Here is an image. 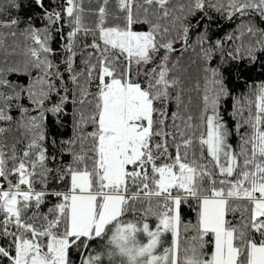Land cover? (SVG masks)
<instances>
[{"label": "trees", "instance_id": "16d2710c", "mask_svg": "<svg viewBox=\"0 0 264 264\" xmlns=\"http://www.w3.org/2000/svg\"><path fill=\"white\" fill-rule=\"evenodd\" d=\"M124 3L0 0V185L25 181L41 191L15 196L14 215L0 203V264H14L25 241L45 251L59 236L67 239L65 264H91L95 252L121 264L108 236L114 221L159 240L152 264H210L213 234L199 224V201L212 195L225 197L224 228L237 263L264 242V216L255 217L251 198L239 191L264 180V151L256 146L264 136V0ZM107 28L149 32L146 59L103 43ZM111 79L147 94L149 131L117 187L128 194L120 214L98 235H71L66 198L55 193L68 189L73 171L88 173L90 190H99V92ZM209 126L226 140L227 161L209 150ZM159 166L189 170L187 189L161 196ZM175 195L183 197L173 239L159 222L173 213Z\"/></svg>", "mask_w": 264, "mask_h": 264}, {"label": "rangeland", "instance_id": "374dc122", "mask_svg": "<svg viewBox=\"0 0 264 264\" xmlns=\"http://www.w3.org/2000/svg\"><path fill=\"white\" fill-rule=\"evenodd\" d=\"M72 4L73 2L70 1L68 11L72 8ZM100 39L103 43L122 51L127 57L137 60H145L146 52L152 45L149 32L107 28L100 31ZM103 74L104 72L101 73V75ZM100 88L101 112L98 121L100 135L97 146L99 170L97 186L99 190L92 192L86 190L91 189L88 173L73 171L70 173L68 189L58 190L55 193L62 194V197L66 198L67 229L68 234L71 235H98L103 232L106 223L120 214L123 197L125 198L126 193H119L117 187L123 181L125 165L141 155V147L149 131L150 102L144 91L135 84L122 82L118 79H111L107 84L102 83ZM214 129L211 126L208 128L207 138L205 137L207 146L211 152L215 151L221 160L227 161L228 150L223 148V144H227V142L226 140L218 141L216 129L215 131ZM258 140L257 149L264 151V136L260 138L258 136ZM156 171L158 173L156 182L158 189L167 191L172 187L187 189L189 186V170L184 169L181 173L176 174L166 166H159ZM111 187L113 190L109 189ZM239 187L240 193L244 195H247L246 191L249 193L260 191L264 194V180L253 185L250 189L244 188L242 185ZM237 189L238 187L235 190ZM5 193L11 194L7 189H5ZM19 193L37 196L41 191L26 188L20 190ZM7 196L2 201L0 199V203L3 202L7 212L14 215L16 199L13 196ZM181 197L183 195H175L172 198L173 213L164 216L159 222V228L171 231L173 239L176 233V206ZM221 202L220 198L205 196H202L199 201V221L203 226L206 225L205 227L213 234L210 264H217V255L220 251L221 235L219 232L224 225ZM139 228L137 224L130 222L114 221L111 225L108 236L122 253L121 264H152L154 249L160 246V242L156 238L145 239L140 233L142 228ZM66 244V237H54L49 241L48 248L43 251L32 249V243L25 241L19 246L14 264H65ZM33 245L38 247L35 240H33ZM260 247L264 249V244ZM109 259H111L110 253L103 257L100 252H95L93 257L89 258V262L91 264H110Z\"/></svg>", "mask_w": 264, "mask_h": 264}, {"label": "crops", "instance_id": "0c3cea01", "mask_svg": "<svg viewBox=\"0 0 264 264\" xmlns=\"http://www.w3.org/2000/svg\"><path fill=\"white\" fill-rule=\"evenodd\" d=\"M90 192H92L89 189H86ZM73 194V193H72ZM248 197L251 198V201L253 203V215L256 216H264V194L260 193V191H255L253 193H249L248 191L245 192ZM244 195V194H241ZM205 197H211V198H220L221 199V212L224 213L223 206L225 205V197H222L220 195H212V196H205ZM199 224L202 229L209 230L205 226H203L200 221ZM210 231V230H209ZM218 234V233H217ZM216 234V235H217ZM219 234L221 235L220 238V251L217 255V264H241L237 263L236 257L237 252L235 250V247L233 246L232 242V233L229 230H226L224 228V225L220 229ZM217 241V240H216ZM217 244L219 245V242L217 241ZM262 245L264 243H261ZM261 244H251L249 248V259L244 264H264V249L260 246ZM212 259V256H211Z\"/></svg>", "mask_w": 264, "mask_h": 264}, {"label": "built area", "instance_id": "2783aa9c", "mask_svg": "<svg viewBox=\"0 0 264 264\" xmlns=\"http://www.w3.org/2000/svg\"><path fill=\"white\" fill-rule=\"evenodd\" d=\"M1 187L2 186L0 185V199L3 200V198L6 195L13 196V197L17 196L18 194H20L19 193L20 190H24L27 188V185H26L25 181H20L16 185L2 187L4 189H2ZM15 187H18V189H15ZM5 189H7L11 194L5 193ZM160 193H161V196H168V193L165 190H160ZM59 195L63 196L62 194H59ZM124 196L126 198V197H128V194H125Z\"/></svg>", "mask_w": 264, "mask_h": 264}, {"label": "water", "instance_id": "95a60500", "mask_svg": "<svg viewBox=\"0 0 264 264\" xmlns=\"http://www.w3.org/2000/svg\"><path fill=\"white\" fill-rule=\"evenodd\" d=\"M120 2H121V5L124 6V4H125L124 0H120ZM34 245H36V243H34Z\"/></svg>", "mask_w": 264, "mask_h": 264}]
</instances>
